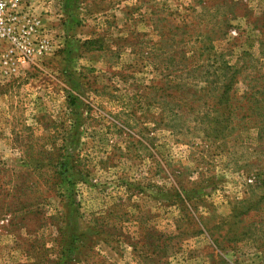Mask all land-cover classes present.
<instances>
[{
  "label": "rangeland",
  "instance_id": "rangeland-1",
  "mask_svg": "<svg viewBox=\"0 0 264 264\" xmlns=\"http://www.w3.org/2000/svg\"><path fill=\"white\" fill-rule=\"evenodd\" d=\"M23 4L50 48L0 75V264H264V0Z\"/></svg>",
  "mask_w": 264,
  "mask_h": 264
},
{
  "label": "built area",
  "instance_id": "built-area-1",
  "mask_svg": "<svg viewBox=\"0 0 264 264\" xmlns=\"http://www.w3.org/2000/svg\"><path fill=\"white\" fill-rule=\"evenodd\" d=\"M41 18L23 0H0V75L16 74L48 53Z\"/></svg>",
  "mask_w": 264,
  "mask_h": 264
},
{
  "label": "trees",
  "instance_id": "trees-1",
  "mask_svg": "<svg viewBox=\"0 0 264 264\" xmlns=\"http://www.w3.org/2000/svg\"><path fill=\"white\" fill-rule=\"evenodd\" d=\"M75 1L76 0H64V5H63L64 6V10H70V9H72L73 8L72 6H73V4H74ZM97 43H99V41L97 39H87L85 41H82L81 45L84 47V49H88V48H90L91 46H93V45H95ZM69 44H70V48L68 50H66V53L65 54L62 55L63 57L66 56V55L69 56L71 53H73V52H75V50H77L78 45L76 43L70 42ZM61 52L62 53L64 52L63 49H62ZM62 172L65 174L66 171L65 170H62ZM66 178H67V176L64 177L65 180H66ZM69 230H70V228L68 227V224H66V226L64 227V236L66 235L65 238L67 237V234H68L71 238L75 237V240L74 241H76L77 237L82 236V233L81 232H77L75 234H72V233L69 232ZM66 240L67 239H64V241H63L64 244L67 247H71L72 245H69L68 243H65ZM60 254H61V257L62 258L57 259L56 262H55V264H64L63 261L66 260L65 259V254H67V250H66V248H65L64 245L61 247Z\"/></svg>",
  "mask_w": 264,
  "mask_h": 264
}]
</instances>
